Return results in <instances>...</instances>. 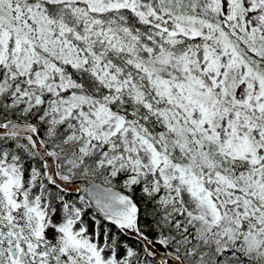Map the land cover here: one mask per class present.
I'll use <instances>...</instances> for the list:
<instances>
[{"label":"snow or ice","instance_id":"1","mask_svg":"<svg viewBox=\"0 0 264 264\" xmlns=\"http://www.w3.org/2000/svg\"><path fill=\"white\" fill-rule=\"evenodd\" d=\"M0 264H264V0H0Z\"/></svg>","mask_w":264,"mask_h":264},{"label":"flooded vegetation","instance_id":"2","mask_svg":"<svg viewBox=\"0 0 264 264\" xmlns=\"http://www.w3.org/2000/svg\"><path fill=\"white\" fill-rule=\"evenodd\" d=\"M75 195V194H74Z\"/></svg>","mask_w":264,"mask_h":264},{"label":"water","instance_id":"3","mask_svg":"<svg viewBox=\"0 0 264 264\" xmlns=\"http://www.w3.org/2000/svg\"><path fill=\"white\" fill-rule=\"evenodd\" d=\"M79 183V182H78Z\"/></svg>","mask_w":264,"mask_h":264}]
</instances>
